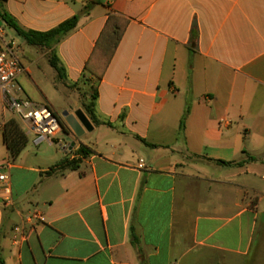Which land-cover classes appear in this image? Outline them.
<instances>
[{
  "label": "crops",
  "instance_id": "crops-1",
  "mask_svg": "<svg viewBox=\"0 0 264 264\" xmlns=\"http://www.w3.org/2000/svg\"><path fill=\"white\" fill-rule=\"evenodd\" d=\"M2 12L39 32L79 16L37 52L48 62L57 54L67 87L89 86L84 103L95 96L98 124L84 103L64 109L82 110L93 126L78 137L67 124L60 137L75 143L70 150L24 125L32 144L16 160L0 135L9 176L0 183V264H264L255 179L264 182V0H2ZM112 16L128 24L103 71L98 41ZM7 29L0 21L1 44L14 42L25 68L21 98L61 117L25 90L35 62L24 64ZM11 118L0 89V125ZM81 146L88 155L64 169Z\"/></svg>",
  "mask_w": 264,
  "mask_h": 264
},
{
  "label": "trees",
  "instance_id": "trees-1",
  "mask_svg": "<svg viewBox=\"0 0 264 264\" xmlns=\"http://www.w3.org/2000/svg\"><path fill=\"white\" fill-rule=\"evenodd\" d=\"M90 6H87L85 9L87 10ZM0 21H4L5 24L13 29L19 36L23 37L28 45L35 46L44 49H52L60 40L72 32L78 25L79 16H74L63 23H61L58 27L46 31V32H39V31H25L23 30L18 23L7 13L2 12V0H0ZM128 24V20L122 17H110L106 23V26L99 38L98 45L99 48H102V52L104 54V64H103V71L107 68L109 62L112 59L114 52L116 51L118 45L120 44L126 27ZM97 45V47H98ZM96 54V50L94 52ZM93 53V56H94ZM98 53V49H97ZM49 64L50 66L57 72L58 77L62 80L65 79V69L63 68L60 59L58 58L57 54L51 52L49 54ZM85 70L90 72L97 77H102L103 74H97L90 66L86 65ZM95 96L93 95V101L90 100L89 103H84V109L87 115L91 118V120L98 124L96 121L95 110H94V100ZM56 115V114H55ZM57 116V115H56ZM58 117V116H57ZM59 121L62 126V130L64 134L71 133V129L68 127L67 123L62 119V117H58ZM185 126V118H183L181 122V130L184 129ZM4 142L9 150L10 157L12 160H16L19 155L23 152L26 148L29 138L27 133L25 132L22 124L18 121L17 118H11L5 122L4 125ZM89 153L88 149L84 146H81L77 151L78 158L73 160L66 159L63 161L61 165H63L64 169L75 170L79 167L81 163V156L85 157ZM256 158L249 157L248 160L239 163L242 165L248 161H254ZM223 163V162H222ZM225 165H231L230 163H223Z\"/></svg>",
  "mask_w": 264,
  "mask_h": 264
},
{
  "label": "built area",
  "instance_id": "built-area-1",
  "mask_svg": "<svg viewBox=\"0 0 264 264\" xmlns=\"http://www.w3.org/2000/svg\"><path fill=\"white\" fill-rule=\"evenodd\" d=\"M24 73L25 68L18 58L14 42L2 45L0 35V89L8 96L9 109L20 118L29 133L37 136V141L54 143L57 140L60 147L70 150L71 145L60 139L63 133L62 126L52 109L21 98L23 90L19 85V78ZM0 135H4L2 125H0ZM140 167L142 168L143 165ZM4 168L5 165H0V170ZM8 180L7 174L0 173V183H7Z\"/></svg>",
  "mask_w": 264,
  "mask_h": 264
},
{
  "label": "rangeland",
  "instance_id": "rangeland-1",
  "mask_svg": "<svg viewBox=\"0 0 264 264\" xmlns=\"http://www.w3.org/2000/svg\"><path fill=\"white\" fill-rule=\"evenodd\" d=\"M8 39H15L18 43H20L23 47V55H20L22 61L25 65H28L31 62H35L31 68L28 70V75L24 77V87L25 90L29 93L34 101L39 103H46L45 97L48 99L49 103L52 104L58 114L65 121L63 114L64 112H68L67 110L73 109L74 105L79 102L84 103L86 96H91L92 92L89 86H66L64 81L58 77L57 73L50 66L48 60L46 58H42L40 53L43 54L45 49H36L33 48L26 43L24 40L19 37L13 30L7 29ZM40 53H38V52ZM32 79V80H31ZM58 84V88L55 85ZM81 88V89H79ZM67 109V110H64ZM74 114V112L72 113ZM18 121L22 124L23 128H25L24 124L20 120V118L15 114ZM66 122V121H65ZM32 136L30 137L29 146L32 144ZM64 139L63 136L60 137ZM55 144L58 145V141L55 140ZM256 182L260 186L262 190V195L264 196V182L259 178H255ZM262 197L263 202L261 203L262 214H264V197ZM255 198V196H252Z\"/></svg>",
  "mask_w": 264,
  "mask_h": 264
},
{
  "label": "water",
  "instance_id": "water-1",
  "mask_svg": "<svg viewBox=\"0 0 264 264\" xmlns=\"http://www.w3.org/2000/svg\"><path fill=\"white\" fill-rule=\"evenodd\" d=\"M63 117L72 131L76 134V136L81 137L85 133V131L91 132L93 130V126L84 114L82 110L76 111L74 114H69L68 112H64ZM75 143L72 144L71 148L74 147ZM264 218V214L262 215Z\"/></svg>",
  "mask_w": 264,
  "mask_h": 264
}]
</instances>
